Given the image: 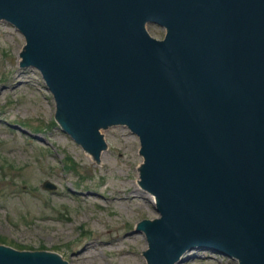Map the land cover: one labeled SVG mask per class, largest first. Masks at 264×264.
Returning <instances> with one entry per match:
<instances>
[{
  "label": "water",
  "instance_id": "water-1",
  "mask_svg": "<svg viewBox=\"0 0 264 264\" xmlns=\"http://www.w3.org/2000/svg\"><path fill=\"white\" fill-rule=\"evenodd\" d=\"M0 18L98 160L99 127L140 137L162 212L138 228L150 264L195 246L264 264V0H0ZM6 247L0 264H69Z\"/></svg>",
  "mask_w": 264,
  "mask_h": 264
},
{
  "label": "rangeland",
  "instance_id": "rangeland-1",
  "mask_svg": "<svg viewBox=\"0 0 264 264\" xmlns=\"http://www.w3.org/2000/svg\"><path fill=\"white\" fill-rule=\"evenodd\" d=\"M26 48L25 35L0 19V249L53 250L69 264H148L149 225L138 228L160 210L142 182L139 138L122 125L102 128L107 144L92 157L65 128L39 69L24 66ZM185 256L177 264H241L198 248Z\"/></svg>",
  "mask_w": 264,
  "mask_h": 264
},
{
  "label": "bare ground",
  "instance_id": "bare-ground-1",
  "mask_svg": "<svg viewBox=\"0 0 264 264\" xmlns=\"http://www.w3.org/2000/svg\"><path fill=\"white\" fill-rule=\"evenodd\" d=\"M27 49V48H26ZM61 113L63 114V112L61 111ZM64 115V114H63ZM64 117V116H63ZM119 125V124H118ZM120 125H122V126H125V127H127L128 129H129V124L128 123H120ZM102 128H105V126H101V127H99V129H100V131L102 130ZM97 150H98V148H96V149H93V150H90V151H88V153L93 157L94 156V154L92 153V152H97ZM149 194H150V196H151V200L154 202V203H157L158 202V198H157V196L156 195H154V194H151V192H149ZM86 248V247H85ZM43 253H48V254H59V253H57L56 251H53V250H47V251H45V252H43Z\"/></svg>",
  "mask_w": 264,
  "mask_h": 264
},
{
  "label": "trees",
  "instance_id": "trees-1",
  "mask_svg": "<svg viewBox=\"0 0 264 264\" xmlns=\"http://www.w3.org/2000/svg\"><path fill=\"white\" fill-rule=\"evenodd\" d=\"M70 160H71V158H70ZM72 161V160H71ZM4 239V238H3Z\"/></svg>",
  "mask_w": 264,
  "mask_h": 264
}]
</instances>
